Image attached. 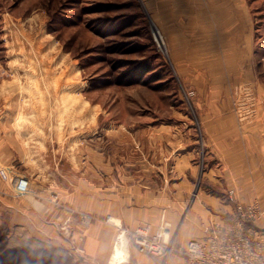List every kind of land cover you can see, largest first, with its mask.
<instances>
[{"label": "crops", "instance_id": "0c3cea01", "mask_svg": "<svg viewBox=\"0 0 264 264\" xmlns=\"http://www.w3.org/2000/svg\"><path fill=\"white\" fill-rule=\"evenodd\" d=\"M183 14L189 20L183 34L180 25V58L209 69L192 81L211 95L195 101L202 138L193 135L194 125L180 129V146L156 164L78 165L72 155L56 160L49 143L39 140V128H19L18 110L8 109V83L0 82V234L10 249L28 246L76 263L189 264L181 248L204 239L213 224L233 223L231 189L240 202L260 205L257 224L264 230V79L252 60L253 36L242 33V25L252 23L250 11L243 0H180ZM245 86L247 97L236 101ZM85 214L93 217L89 224ZM164 221L172 235L167 257L140 253L126 238L127 252L113 260L122 229Z\"/></svg>", "mask_w": 264, "mask_h": 264}, {"label": "rangeland", "instance_id": "374dc122", "mask_svg": "<svg viewBox=\"0 0 264 264\" xmlns=\"http://www.w3.org/2000/svg\"><path fill=\"white\" fill-rule=\"evenodd\" d=\"M164 2L0 0V82L8 83V109L18 110L19 128H39L56 160L72 155L75 164L92 166L156 164L191 125L202 138L195 101H206L211 90L199 91L192 78L209 69L180 58V25L189 16L174 3L167 14ZM243 2L252 23L242 33L253 36L252 60L264 79V0ZM245 88L236 89V101L247 97ZM20 113L40 120L24 122ZM68 257L57 264L98 263Z\"/></svg>", "mask_w": 264, "mask_h": 264}, {"label": "built area", "instance_id": "2783aa9c", "mask_svg": "<svg viewBox=\"0 0 264 264\" xmlns=\"http://www.w3.org/2000/svg\"><path fill=\"white\" fill-rule=\"evenodd\" d=\"M228 200L234 204L233 223L228 227L213 224L206 229L204 239L191 240L181 248L189 264H264V231L257 224L262 215L260 205L240 202L234 189L228 191ZM92 220L89 214L82 218L86 224ZM122 236L140 253L156 258L167 257L171 250L172 235L166 221L157 228L141 224L134 229H122L118 243H122Z\"/></svg>", "mask_w": 264, "mask_h": 264}, {"label": "trees", "instance_id": "16d2710c", "mask_svg": "<svg viewBox=\"0 0 264 264\" xmlns=\"http://www.w3.org/2000/svg\"><path fill=\"white\" fill-rule=\"evenodd\" d=\"M145 72H150L148 69ZM28 249L21 250L10 249L7 245V237L0 235V264H57V259L61 258L64 261V256L44 257L38 252L27 253ZM31 254V255H30ZM40 258L41 261H40ZM39 262V263H38Z\"/></svg>", "mask_w": 264, "mask_h": 264}, {"label": "bare ground", "instance_id": "6f19581e", "mask_svg": "<svg viewBox=\"0 0 264 264\" xmlns=\"http://www.w3.org/2000/svg\"><path fill=\"white\" fill-rule=\"evenodd\" d=\"M165 2H164V5H165V8H167V9H165L164 8V10H165V12L168 14V13H170V11H169V9L172 7V5H171V3H174V8H175V10H180V0H164ZM169 1H171V2H169ZM156 2V1H155ZM158 2V1H157ZM160 2V1H159ZM156 4V3H155ZM239 13H241V12H239ZM170 15H172V14H170ZM237 15H239V14H237ZM208 16V15H207ZM168 17H170L169 15H168ZM227 20H228V18H227ZM184 23V22H183ZM233 26V25H232ZM181 28H183V27H181ZM232 28V27H231ZM168 33H169V35L173 38L174 36V33H175V31H174V29H172V28H170V27H168ZM238 36V35H237ZM126 237L125 236H122V243L121 242H119L118 243V245H117V247H116V249H115V252H114V255H113V260L114 261H117V259H118V257H119V254H121V253H124V255H125V253L127 252V249H126Z\"/></svg>", "mask_w": 264, "mask_h": 264}]
</instances>
